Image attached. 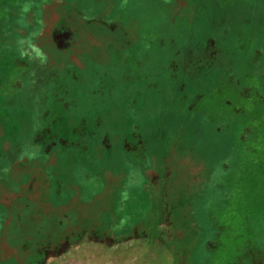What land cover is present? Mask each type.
Listing matches in <instances>:
<instances>
[{"label":"rangeland","instance_id":"rangeland-1","mask_svg":"<svg viewBox=\"0 0 264 264\" xmlns=\"http://www.w3.org/2000/svg\"><path fill=\"white\" fill-rule=\"evenodd\" d=\"M90 121L126 153L96 150ZM93 164H159L149 226L113 234L111 172L82 200ZM2 206L0 264H264V0H0Z\"/></svg>","mask_w":264,"mask_h":264},{"label":"flooded vegetation","instance_id":"flooded-vegetation-1","mask_svg":"<svg viewBox=\"0 0 264 264\" xmlns=\"http://www.w3.org/2000/svg\"><path fill=\"white\" fill-rule=\"evenodd\" d=\"M175 16L177 15H173V17ZM107 24H112V23H107ZM123 33L127 35V33L125 32ZM166 34L168 35V32ZM89 70L93 73V75L92 74L90 75H92V79H94L93 80L94 83L95 82L103 83V77L99 76L98 70H96L94 65H92V67L86 68V71L88 74H89ZM104 75L106 76L107 80H111V78L107 75V72ZM96 85L97 84H95V86ZM96 88L97 89L93 93L98 95L100 98L95 97V99L93 100L92 107L89 110V111H93L92 115H94L95 113L98 114L96 111H100L102 113V110H101V107H103L102 102H99L97 99L101 100V97L107 96L108 100H110L111 93H112L109 90L107 93L106 88H104L102 85L100 86L97 85ZM103 91H105V94L107 93V95L103 94L102 93ZM175 102L176 100H174V102H172L171 104H174ZM181 102L183 101L177 100L178 104H180ZM90 127H91V129L89 130L90 133L87 130L84 131L83 133L84 134L89 133L90 136H95L93 145L97 147L96 150L103 148V146L106 148L110 147L111 149H113V146H116L118 150L126 153V150L124 151V147L127 148V146L129 145L128 143H126V140L123 141L124 139H122L121 136L119 137L116 136L118 134L116 128H112L111 130L106 129L109 131V133L107 135H104L102 128H100L99 126L97 127V125H95L93 122L91 123ZM112 136L117 138V139H114L113 142L111 140ZM150 137L146 135V133H144V141L147 139L146 147L150 146V143H151ZM174 143H171L173 144V148H174ZM65 149H67V147H65ZM63 154L62 155L59 154L60 161L64 160L66 162L67 159H63L64 158ZM150 156H152L151 151L146 148L145 159L146 160L148 159L150 163H153V162L159 163L157 159L156 161H153V159H151ZM47 164H52V168H51L52 169V172H51L52 181H50V183L52 184V202L59 203V205L60 204L66 205L67 202L71 200L72 193L71 191H68L69 186H66L65 185L66 183H63L64 177L60 173L57 172V168L62 164H56V162L54 161V158L50 160ZM116 166L117 164H93V167H92L93 172L86 171V176L84 177L85 180L83 181L84 184L81 187L83 190L81 198L85 202H88L90 199L100 198L101 196H103L104 195V183H103L102 175L105 174L106 172H111L112 175L114 174L112 178L115 184V188L111 193L108 194V197L111 196L112 199L113 200L115 199L116 201H120V200L123 201L124 199H126L127 201V204L122 202V205H120V203H118L116 210L114 212V214L117 216L116 222L114 223V225L112 226L110 225V228L113 234L116 235L118 238H120V237L128 236V235L131 236L132 234L136 232L137 227L140 226L141 224H144L145 226L150 225L149 220H147L145 217H146L148 207H150V211H151V207L153 206L154 202L151 200V197L149 198L148 190H149L151 180L161 175V172H160L159 164H155V165L143 164L142 167H139V166L136 167L135 164H131V165H127V167L129 168L124 167L122 170H119L117 172V175H115ZM22 173L25 175L23 176L24 178L22 177L23 186H24L25 182L27 183L30 182V181H26L28 177L29 178L34 177L33 176L34 172L30 173L29 171L27 172L24 171ZM137 175H140L145 180L143 182L142 181L138 182L136 180ZM38 177L39 176H37L36 178ZM72 178L73 177L66 178V182L71 183L70 180H72ZM74 178H76V181L78 180L76 175L74 176ZM75 184L78 185L77 183ZM136 196L141 198L143 203H141L139 198L136 199ZM136 200L139 205H137ZM84 201L82 202L84 203ZM130 204L135 207V210L132 212L127 211ZM0 208L2 210L6 209L5 206H2ZM98 210H99L100 215H102L103 209L99 208ZM103 215L105 216V214ZM45 254L46 252L41 253L38 251V252L31 254L30 256H27L24 259V262H20L19 260L17 261L14 260V261L17 262L18 264H40V262L45 259Z\"/></svg>","mask_w":264,"mask_h":264},{"label":"trees","instance_id":"trees-1","mask_svg":"<svg viewBox=\"0 0 264 264\" xmlns=\"http://www.w3.org/2000/svg\"><path fill=\"white\" fill-rule=\"evenodd\" d=\"M13 149H15V146L14 145H13ZM2 211L3 210L0 208V225L3 222V220L5 219V214Z\"/></svg>","mask_w":264,"mask_h":264}]
</instances>
